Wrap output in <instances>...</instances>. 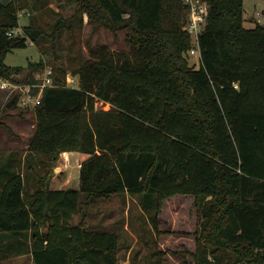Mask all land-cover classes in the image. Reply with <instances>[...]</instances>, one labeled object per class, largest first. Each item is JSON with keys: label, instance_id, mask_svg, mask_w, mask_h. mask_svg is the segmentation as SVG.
<instances>
[{"label": "trees", "instance_id": "trees-1", "mask_svg": "<svg viewBox=\"0 0 264 264\" xmlns=\"http://www.w3.org/2000/svg\"><path fill=\"white\" fill-rule=\"evenodd\" d=\"M73 1L76 12L56 21L55 37L86 15L95 30H125L130 48L89 46L71 70L52 67L35 106L28 177L14 153L0 150V245L30 252L34 264H119V233L87 227L91 202L131 193L157 227L166 198L193 194L195 264H264V26H245V0H206L197 66L184 0ZM26 7L0 0V85L23 69L7 64L8 53L45 33L28 24L25 35L8 34ZM35 73L25 76L32 94L42 81ZM66 151L88 154L78 189L50 185Z\"/></svg>", "mask_w": 264, "mask_h": 264}, {"label": "rangeland", "instance_id": "rangeland-1", "mask_svg": "<svg viewBox=\"0 0 264 264\" xmlns=\"http://www.w3.org/2000/svg\"><path fill=\"white\" fill-rule=\"evenodd\" d=\"M24 2L27 7L19 11V34L25 35L24 27L28 24L43 28L45 33L39 43L28 39L25 47L15 48L8 53L7 64L23 66L18 74L20 77H25L31 70L33 73L36 71L35 77L42 80L46 68L40 66L33 71V65H30L40 59L47 67L60 66L71 70L72 66L90 56L89 46L105 44L111 49L124 51L130 48L125 30L112 31L105 26L95 30L86 15L82 23H75L74 27L64 26L61 36L55 37L53 34L56 21L62 18L70 20L76 12L73 0ZM244 6L245 26H264V0H245ZM188 57L191 64L199 65L200 59L197 55L188 54ZM7 81L10 83L6 89L0 85V150L4 157H8L10 153L16 155V168L27 178L29 170L26 159L29 155L28 146L35 132V106L31 101L26 104L20 102V98L28 94L27 78L23 83L5 80ZM67 82L71 86H78L79 75L68 72ZM14 94H17L16 103L7 107V100ZM98 107L108 109L110 104L100 101ZM39 159L40 155L33 154L35 166L39 164ZM74 159L77 157H72L71 160L68 156L66 162L64 156H60L50 182L52 188L80 187L81 159ZM194 200L193 194H176L166 198L158 214L156 227L148 213L142 209L136 195L128 192L117 193L110 199L101 198L90 203L86 209L87 227L119 233V264H155L158 251L162 253L160 255L163 264H195L193 252L197 247L195 230L198 228V210ZM81 217V214H76L72 223H78ZM0 264H34V259L30 252L13 253L0 245Z\"/></svg>", "mask_w": 264, "mask_h": 264}, {"label": "built area", "instance_id": "built-area-1", "mask_svg": "<svg viewBox=\"0 0 264 264\" xmlns=\"http://www.w3.org/2000/svg\"><path fill=\"white\" fill-rule=\"evenodd\" d=\"M184 2L188 5V21L185 26V29L190 34L192 38V46L189 49L188 53L190 55H197L200 59L201 50L199 43V36L201 32L204 30L206 23V15H207V2L206 0H184ZM20 27L12 28L8 31L9 35L19 34ZM53 68L46 67L45 75L42 78V81L37 84L39 86V92L37 94L30 93L31 86L29 85L28 94L20 98L21 103H28L27 101H31L36 106L42 96L43 89L53 82ZM10 82L2 81V88L8 87ZM235 86L238 87V84L235 83ZM65 161L68 162V155H63Z\"/></svg>", "mask_w": 264, "mask_h": 264}, {"label": "crops", "instance_id": "crops-1", "mask_svg": "<svg viewBox=\"0 0 264 264\" xmlns=\"http://www.w3.org/2000/svg\"><path fill=\"white\" fill-rule=\"evenodd\" d=\"M8 82V81H7ZM6 89V88H5ZM3 121H6V119H2ZM79 153V154H78ZM63 155H68L70 158H71V160H72V157H77V159H74L75 161L77 160H79V159H81V160H79V161H83V160H85L87 157H88V154H85V153H82V152H79V151H66V152H63L62 153V156ZM81 162H80V164H81ZM80 164H79V166H80ZM192 251H194V250H192Z\"/></svg>", "mask_w": 264, "mask_h": 264}, {"label": "water", "instance_id": "water-1", "mask_svg": "<svg viewBox=\"0 0 264 264\" xmlns=\"http://www.w3.org/2000/svg\"><path fill=\"white\" fill-rule=\"evenodd\" d=\"M3 1V3H6L8 0H2ZM12 81H14V82H16V83H23V82H25V80H26V77H20L18 74H15V75H13L12 76ZM16 98H17V94H15L8 102H7V107H10L12 104H13V102L16 100Z\"/></svg>", "mask_w": 264, "mask_h": 264}]
</instances>
